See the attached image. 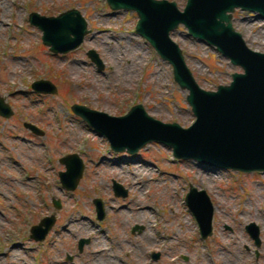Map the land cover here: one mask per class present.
Listing matches in <instances>:
<instances>
[{
    "label": "rangeland",
    "instance_id": "374dc122",
    "mask_svg": "<svg viewBox=\"0 0 264 264\" xmlns=\"http://www.w3.org/2000/svg\"><path fill=\"white\" fill-rule=\"evenodd\" d=\"M168 1L180 10L187 3ZM71 9L81 13L89 33L76 50L54 54L29 15L57 17ZM257 17L236 9L233 26L251 49L263 52L264 21ZM137 20L133 12L112 11L106 0H0V98L12 111L0 115V264H264V173L173 160L172 148L157 142L133 155L116 153L72 111L77 104L118 117L141 104L164 123L188 128L195 122L172 66L135 33ZM171 37L205 90L243 72L183 25ZM89 50L98 53L103 70ZM36 80L50 81L57 93L34 92ZM69 154L85 165L74 191L59 177L66 171L60 159ZM114 181L126 198L115 196ZM191 186L205 190L214 208L206 239L185 202ZM95 199L104 204L102 221ZM52 215L55 225L45 240L31 239V228ZM252 223L259 244L246 230ZM134 226L142 230L132 232ZM81 239L89 243L79 251Z\"/></svg>",
    "mask_w": 264,
    "mask_h": 264
},
{
    "label": "water",
    "instance_id": "95a60500",
    "mask_svg": "<svg viewBox=\"0 0 264 264\" xmlns=\"http://www.w3.org/2000/svg\"><path fill=\"white\" fill-rule=\"evenodd\" d=\"M106 3L112 11L137 15L135 33L172 66L174 81L187 92L186 100L196 120L188 128L164 123L151 117L141 104L118 117L76 104L71 107L74 114L106 137L116 153L133 155L157 142L172 148L178 159H194L203 166L243 173H264V52L251 49L233 26L236 9L255 13L264 21V0H187L183 10L168 0H106ZM29 22L42 31L43 44L54 54L76 50L89 33L86 20L76 9L57 17L32 13ZM181 25L189 36L215 48L243 72L233 73L232 81L219 85L216 91L203 89L188 67L179 44L171 37ZM87 56L98 70H103L104 64L95 50H89ZM31 87L38 94L57 93L56 86L48 80L34 81ZM0 115L6 118L12 115L3 98H0ZM25 127L42 134L30 123H25ZM60 162L66 167L59 174L61 185L74 191L84 173L83 160L77 154H69ZM113 190L117 197L128 195L115 181ZM185 202L198 224L201 238L211 236L214 208L206 191L191 186ZM53 204L56 209L61 208L59 201ZM94 204L97 220H104L103 202L95 199ZM54 225L55 216L43 218L31 228V239L44 241ZM141 230V226H134L132 232ZM246 230L259 244L257 225L252 223ZM88 243V239H81L79 251ZM152 258L157 260L159 253H153Z\"/></svg>",
    "mask_w": 264,
    "mask_h": 264
},
{
    "label": "bare ground",
    "instance_id": "6f19581e",
    "mask_svg": "<svg viewBox=\"0 0 264 264\" xmlns=\"http://www.w3.org/2000/svg\"><path fill=\"white\" fill-rule=\"evenodd\" d=\"M1 23L4 24L3 22H1ZM255 51H256V50H255ZM202 166H203V165H202ZM202 170H203L204 173H208V172L213 173V172H214V171H213L214 169H209V168H204V167L202 168ZM209 176H211V175H209ZM215 177H216V176H211V178H215ZM206 178H209V177L206 176ZM186 224L188 225V222H186Z\"/></svg>",
    "mask_w": 264,
    "mask_h": 264
}]
</instances>
